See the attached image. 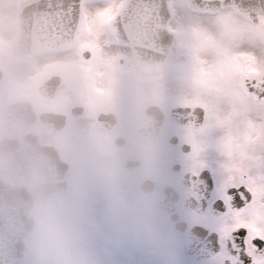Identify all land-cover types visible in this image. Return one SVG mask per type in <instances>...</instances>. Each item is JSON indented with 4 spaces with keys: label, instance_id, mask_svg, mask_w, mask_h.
<instances>
[{
    "label": "snow or ice",
    "instance_id": "6c2138e0",
    "mask_svg": "<svg viewBox=\"0 0 264 264\" xmlns=\"http://www.w3.org/2000/svg\"><path fill=\"white\" fill-rule=\"evenodd\" d=\"M43 29L106 33L119 22L152 41L173 112L193 264H264V0H28ZM248 26H240V17Z\"/></svg>",
    "mask_w": 264,
    "mask_h": 264
},
{
    "label": "flooded vegetation",
    "instance_id": "af4514ba",
    "mask_svg": "<svg viewBox=\"0 0 264 264\" xmlns=\"http://www.w3.org/2000/svg\"><path fill=\"white\" fill-rule=\"evenodd\" d=\"M82 35L76 34L70 46L45 62L49 72H44L39 82L56 76L58 85L55 88L52 85V97L35 93L38 97L30 100L36 120L43 112L57 116L61 126L46 120L45 127L50 130L60 126V130L47 136L89 137L94 146L123 155L124 168L126 161H138L128 171H135L133 177L140 182L150 180L152 190L147 196L155 201L158 217L164 222L166 245L171 243L175 247L168 263L193 264L194 259L187 258L183 252L189 247L190 254L194 253L189 235L191 223L177 160L172 109L166 108V103L158 97L160 86H156V76L152 75L157 72V66L139 64L141 72H132L130 76L128 62L134 64L136 60L126 46L117 43L111 32L93 43L90 39L82 42ZM69 54L74 57H63ZM130 94L136 97L131 103L128 102ZM146 99L149 100L144 104ZM148 105L159 106L164 119L155 138L143 141L136 136L139 126L136 121H144V109ZM30 130L42 133L36 122ZM118 139L122 140L121 145H116ZM160 202L170 211L161 210Z\"/></svg>",
    "mask_w": 264,
    "mask_h": 264
},
{
    "label": "rangeland",
    "instance_id": "374dc122",
    "mask_svg": "<svg viewBox=\"0 0 264 264\" xmlns=\"http://www.w3.org/2000/svg\"><path fill=\"white\" fill-rule=\"evenodd\" d=\"M16 5L17 0H0V63L5 70L0 88L2 103L12 97H38L35 94L38 77L49 72V66L44 61L59 53H39L18 61L9 59L7 49L16 35ZM248 23V20L240 17L241 27H247ZM83 34V40L97 42L103 35L88 29ZM63 57L72 59L74 55ZM30 64L34 67L31 68ZM128 65L133 66L131 62ZM36 69L39 71L33 76L32 72ZM135 71L140 72L138 68ZM152 75L156 76V86L159 85L157 72ZM158 90L161 92L160 96L157 93L158 97L169 108L161 88ZM132 101L130 94L128 102ZM9 132L0 129V136ZM40 138L56 143L60 147L61 157L70 163L66 172L68 189L53 197L66 220L76 229L81 246L96 264H169L175 247L171 243L166 245L164 222L158 217L156 203L150 196L140 195L133 177L136 173L123 167V155L106 152L100 145L94 146L89 137L77 135L65 139L42 134ZM109 226L113 230L111 236L105 235L104 231ZM30 233L24 237L26 246L23 257L14 264H34ZM105 243L110 246L109 251L104 250Z\"/></svg>",
    "mask_w": 264,
    "mask_h": 264
},
{
    "label": "water",
    "instance_id": "95a60500",
    "mask_svg": "<svg viewBox=\"0 0 264 264\" xmlns=\"http://www.w3.org/2000/svg\"><path fill=\"white\" fill-rule=\"evenodd\" d=\"M27 3L28 0H18ZM161 13L166 18V0H159ZM241 9L258 3V0H236ZM18 37L12 43L9 56L18 59L25 54L42 50L55 49L71 41V36H65L59 31L45 30L28 14L18 15ZM114 33L120 42L132 45L135 54L141 60L158 63L160 60L158 48L152 41L167 45L170 36L166 32H158L159 39L149 33L150 39L138 38L129 33L119 22ZM74 33V32H73ZM1 76V72H0ZM39 90L44 92V86ZM145 115L148 124L138 130L142 139H151L157 132L162 120V113L157 107H149ZM34 112L28 102L12 103L0 110V126L14 124L25 130L33 121ZM42 127L41 122H39ZM67 163L58 157V152L52 146L41 144L38 136L31 133L15 137L3 136L0 139V264H12L23 255V236L31 231V219L28 217L33 196L28 184L35 176H41L46 182L47 191H61L66 188L63 179ZM129 167V165H128Z\"/></svg>",
    "mask_w": 264,
    "mask_h": 264
},
{
    "label": "clouds",
    "instance_id": "9594fccd",
    "mask_svg": "<svg viewBox=\"0 0 264 264\" xmlns=\"http://www.w3.org/2000/svg\"><path fill=\"white\" fill-rule=\"evenodd\" d=\"M28 187L33 196L28 216L34 264H96L81 246L74 226L66 220L53 195L47 191L43 177L35 176Z\"/></svg>",
    "mask_w": 264,
    "mask_h": 264
},
{
    "label": "bare ground",
    "instance_id": "6f19581e",
    "mask_svg": "<svg viewBox=\"0 0 264 264\" xmlns=\"http://www.w3.org/2000/svg\"><path fill=\"white\" fill-rule=\"evenodd\" d=\"M105 235L106 234H109L110 236L113 234V230L111 229V227L109 226V227H107V228H105ZM102 234H104V232H102ZM104 236V235H103ZM104 250H106V251H109L110 250V246L108 245V243H105L104 244ZM127 264H132V263H127Z\"/></svg>",
    "mask_w": 264,
    "mask_h": 264
}]
</instances>
